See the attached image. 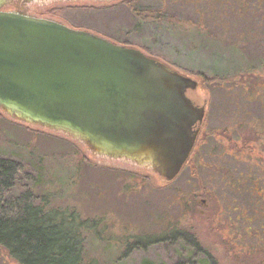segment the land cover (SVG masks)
Returning <instances> with one entry per match:
<instances>
[{
	"label": "rangeland",
	"instance_id": "1",
	"mask_svg": "<svg viewBox=\"0 0 264 264\" xmlns=\"http://www.w3.org/2000/svg\"><path fill=\"white\" fill-rule=\"evenodd\" d=\"M120 1L15 7L141 49L194 78L189 92L205 106L212 134L167 183L147 163L99 154L0 108V154L40 170L33 190L59 240L53 262L70 264L67 249L74 255L83 239L81 264H261L264 0H135L136 14ZM197 70L220 78L206 86ZM0 264L21 263L0 246Z\"/></svg>",
	"mask_w": 264,
	"mask_h": 264
},
{
	"label": "water",
	"instance_id": "2",
	"mask_svg": "<svg viewBox=\"0 0 264 264\" xmlns=\"http://www.w3.org/2000/svg\"><path fill=\"white\" fill-rule=\"evenodd\" d=\"M9 1L0 0V108L79 137L99 154L147 163L173 181L205 115L187 96L198 81L141 49L3 10Z\"/></svg>",
	"mask_w": 264,
	"mask_h": 264
},
{
	"label": "trees",
	"instance_id": "3",
	"mask_svg": "<svg viewBox=\"0 0 264 264\" xmlns=\"http://www.w3.org/2000/svg\"><path fill=\"white\" fill-rule=\"evenodd\" d=\"M134 1L121 0L120 2L127 4L129 10L136 14ZM56 9L50 8L47 12L51 15ZM194 75L201 78L206 86L220 78L217 75L207 76L200 70H197ZM189 156L181 172L192 158V152ZM39 171L36 167L14 156L0 154V246L21 264H55L54 257L60 251L56 248L59 240L50 228V223L44 218L45 207L38 202L39 197L33 190L41 178ZM261 219L263 220L257 228L258 241L259 239L264 241V213ZM83 245L82 239L76 249L79 252L78 255L77 252L73 255V250L67 249L66 260L73 261L70 264L83 263ZM261 248L260 252L264 254V243L261 244ZM260 263L264 264L263 261Z\"/></svg>",
	"mask_w": 264,
	"mask_h": 264
},
{
	"label": "flooded vegetation",
	"instance_id": "4",
	"mask_svg": "<svg viewBox=\"0 0 264 264\" xmlns=\"http://www.w3.org/2000/svg\"><path fill=\"white\" fill-rule=\"evenodd\" d=\"M25 0H10L4 7H2V9L3 10H13V11H19V12H24V11H22V10H20V9H18V8H16L15 6H17V3H22V2H24ZM28 1V0H27ZM9 7H11V8H9ZM41 16V15H40ZM40 16H36V17H40ZM41 17H44V16H41ZM47 18V17H46ZM49 18V17H48ZM49 19H51V18H49ZM52 19H54V18H52ZM189 91H191V90H188L187 91V96L192 100V101H194V103L198 106V105H201V103H199L196 99H195V97L193 96V95H191L190 94V92ZM205 107V106H204ZM204 111H205V109H204ZM206 111H205V115H204V117H203V119H202V123H201V125H200V127H199V130H198V135H197V138H196V140H195V143H194V147H193V149H192V155L193 154H195V155H197V156H199V154L200 153H202V151H203V149L205 148V146L207 145L206 144V142L208 141V139L210 138V136H211V134L212 133H209L208 131H206L205 129L207 128L206 127V122H205V119H206V117H207V115H206ZM191 152H190V154H191ZM189 154V155H190ZM200 157V156H199ZM189 158H190V156H189ZM201 201V203H202V205L206 202V199H204V198H202V199H200ZM183 264H192V263H183Z\"/></svg>",
	"mask_w": 264,
	"mask_h": 264
}]
</instances>
